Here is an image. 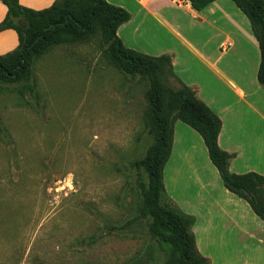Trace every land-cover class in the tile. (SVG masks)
Returning a JSON list of instances; mask_svg holds the SVG:
<instances>
[{
  "label": "rangeland",
  "instance_id": "1",
  "mask_svg": "<svg viewBox=\"0 0 264 264\" xmlns=\"http://www.w3.org/2000/svg\"><path fill=\"white\" fill-rule=\"evenodd\" d=\"M149 23L131 39L145 49ZM33 72L36 100L0 83V264H165L143 213L149 81L115 68L100 34Z\"/></svg>",
  "mask_w": 264,
  "mask_h": 264
},
{
  "label": "crops",
  "instance_id": "2",
  "mask_svg": "<svg viewBox=\"0 0 264 264\" xmlns=\"http://www.w3.org/2000/svg\"><path fill=\"white\" fill-rule=\"evenodd\" d=\"M18 1L36 11L56 2ZM106 1L132 13L118 30L124 45L153 57L171 56L175 75L221 119L218 144L234 155L230 172L264 176V86L257 79L261 53L249 20L235 3L218 0L196 11L190 3L181 7L168 0ZM7 12L0 0V23ZM151 21L157 23V34L152 48L145 49L131 39ZM18 47L15 30L0 32V56ZM228 54L229 66L220 69ZM163 177L168 197L195 218L197 249L211 264H264V222L224 187L202 137L181 121L174 126Z\"/></svg>",
  "mask_w": 264,
  "mask_h": 264
},
{
  "label": "trees",
  "instance_id": "3",
  "mask_svg": "<svg viewBox=\"0 0 264 264\" xmlns=\"http://www.w3.org/2000/svg\"><path fill=\"white\" fill-rule=\"evenodd\" d=\"M7 7L0 32L15 30L19 47L0 56V83L22 84L21 92L36 100L33 68L36 61L54 47L79 44L100 34L110 63L129 76L149 81L146 93L145 122L154 143L139 163L148 177L149 195L143 213H148V233L166 254L165 264H211L200 254L192 231L195 218L185 214L167 195L164 169L173 148L174 126L181 121L196 131L207 147L224 187L244 200L264 222V176L251 172L233 174L229 165L234 155L223 151L218 139L221 119L174 73L172 57H153L130 49L118 36L119 28L131 20V14L106 0H56L49 8L36 11L18 0H1ZM202 11L218 0H187ZM250 22L259 43L261 62L257 79L264 86V0H231ZM174 84L175 86H170ZM3 128L0 125V138Z\"/></svg>",
  "mask_w": 264,
  "mask_h": 264
},
{
  "label": "built area",
  "instance_id": "4",
  "mask_svg": "<svg viewBox=\"0 0 264 264\" xmlns=\"http://www.w3.org/2000/svg\"><path fill=\"white\" fill-rule=\"evenodd\" d=\"M146 1H150V0H146ZM170 2H172L173 4L177 5V6H185L187 5L189 2L187 0H168Z\"/></svg>",
  "mask_w": 264,
  "mask_h": 264
}]
</instances>
